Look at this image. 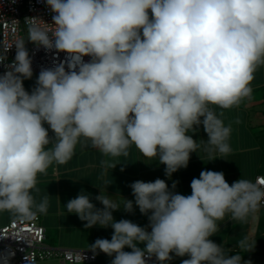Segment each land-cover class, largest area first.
Here are the masks:
<instances>
[{
	"label": "clouds",
	"instance_id": "1",
	"mask_svg": "<svg viewBox=\"0 0 264 264\" xmlns=\"http://www.w3.org/2000/svg\"><path fill=\"white\" fill-rule=\"evenodd\" d=\"M45 3L52 23L26 18V38L13 44L10 63L13 45L0 48L6 69L0 74V212L20 221L46 214L49 195L36 201L37 178L53 163L69 161L77 144L112 158L128 157L135 146L158 158L169 178L198 148L209 161L230 153L231 125L216 108L251 97L254 74L264 66V0ZM26 41L67 54L65 62L41 68L31 92L23 84L33 76ZM201 125L208 139L197 143L193 134ZM117 164L102 160V176ZM176 183L170 189L163 179L137 180L129 185L133 201L109 196L105 180L95 196L102 208L83 190L66 208L85 228L113 229L110 240L90 245L94 255L112 257L111 264H152L153 257L158 264L174 257H188L181 264H242L241 255L226 254L210 237L226 216L243 222L264 205V182L240 178L229 185L223 172L204 170L192 179L190 195L176 192ZM134 206L147 216V227L114 219V211L134 213ZM237 246L252 247L247 237ZM14 254L0 253V264Z\"/></svg>",
	"mask_w": 264,
	"mask_h": 264
},
{
	"label": "crops",
	"instance_id": "2",
	"mask_svg": "<svg viewBox=\"0 0 264 264\" xmlns=\"http://www.w3.org/2000/svg\"><path fill=\"white\" fill-rule=\"evenodd\" d=\"M254 75L250 98L244 99L239 106L231 109L216 108L217 113L224 112L221 118L224 124L226 126L230 124L232 129L228 140L231 151L227 155L218 156L217 159L209 161L207 154L198 148L197 152L190 154L188 166L179 169L170 178L165 175V166L158 163V158L148 159L142 156L135 146L130 148L128 157L112 158L104 156L97 149L77 144L75 154L69 161L64 164L53 163L46 174L38 176L36 187L39 192L34 193L37 202L45 195H49L47 213L38 214L45 229L50 228V233L47 232L48 230L45 231L49 245L90 249V245L98 238L111 239L113 229L110 226L104 228L96 225L85 228L86 221H81L74 213H68L66 208L67 202L76 198L82 190L90 194L91 202L97 208H102L103 205L95 200V196L100 194L99 187L104 188L105 180L111 183L107 187L109 196L121 195L134 201L129 185L137 180L149 182L157 178L163 179L170 189L173 182H177L175 191L182 195H190L192 179L199 178L201 171L204 170L223 172L229 185L240 178L254 181L257 174H264V171H261L264 162V66H260ZM45 127L48 126L45 125ZM49 135H53L50 129ZM193 139L197 140V143L206 142L208 139L202 125L193 134ZM102 160H113L120 164L112 170L108 169L102 176L104 171L101 168ZM121 167L124 171H121ZM113 217L117 221L128 219L142 227H147L149 224L147 216L141 214L139 208L135 206L134 213H126L120 209L113 212ZM13 218L15 217L12 214L4 217V223ZM253 221L252 214L251 219L248 217L243 222L233 221L226 216L223 221L217 222L219 231L210 239L214 238L215 242L222 246L225 242L229 243L228 240L231 239L230 243L236 245L241 238L240 232L243 233V238L247 237ZM148 231L151 229L148 228ZM138 246L144 247L143 244ZM124 250L131 251L127 247ZM111 259L112 257L99 252L93 262L64 264H111ZM50 260L52 261L45 260L40 264H63L57 258Z\"/></svg>",
	"mask_w": 264,
	"mask_h": 264
},
{
	"label": "built area",
	"instance_id": "3",
	"mask_svg": "<svg viewBox=\"0 0 264 264\" xmlns=\"http://www.w3.org/2000/svg\"><path fill=\"white\" fill-rule=\"evenodd\" d=\"M38 17L46 23H52V14L45 0H0V48L11 47L18 38H26V18ZM40 23L39 20L36 21ZM26 47L32 57L33 72H40L41 68H51L65 62L67 54L37 49L34 44L26 41ZM8 62L15 57V46L8 52ZM85 62L90 57H84ZM67 70V67H66ZM6 71L4 65L0 64V74ZM254 182H264V174H257ZM260 208H264L262 205ZM0 253L8 250L15 254L11 257L9 264H35L39 260L57 258L61 263H90L95 261L97 254L85 248H62L45 244V227L37 216L30 221H20L16 218L6 223H0ZM152 264H158L155 257Z\"/></svg>",
	"mask_w": 264,
	"mask_h": 264
},
{
	"label": "rangeland",
	"instance_id": "4",
	"mask_svg": "<svg viewBox=\"0 0 264 264\" xmlns=\"http://www.w3.org/2000/svg\"><path fill=\"white\" fill-rule=\"evenodd\" d=\"M38 75H39L38 73L33 72V76L31 79H26L23 81L24 87L27 91L31 92L33 87H35V82H36ZM261 171H264V162H263V167H262ZM10 215L11 214L8 212H0V218L2 221L1 223L5 222L4 217L10 216ZM252 216H253L254 221L252 223V226L250 225L251 229L249 228V230H248L249 233L247 235V239H248L249 243L252 245V247L250 249H247V250H241L237 246L238 243L236 245L232 244V243H230L231 239H229L228 240L229 243L225 242L223 244V248H224L226 254H228V255L239 254V255L243 256V255H246L248 252L258 253L260 251L261 246L264 245V208H260L256 213L252 214ZM249 218L251 219V214L249 215ZM40 220H42L41 217H40ZM6 222H7V220H6ZM46 230H48L47 232H49V233L51 232L49 227H48V229L46 227L45 231ZM240 236H241L240 239H242L243 238L242 232H240ZM211 240L215 242L214 238ZM44 243L49 245V243L46 241V238H45ZM187 258L188 257H177L170 264H181L182 259H187ZM50 259H54V258L39 260L35 264H40L41 262H43L45 260L46 261H52Z\"/></svg>",
	"mask_w": 264,
	"mask_h": 264
},
{
	"label": "water",
	"instance_id": "5",
	"mask_svg": "<svg viewBox=\"0 0 264 264\" xmlns=\"http://www.w3.org/2000/svg\"><path fill=\"white\" fill-rule=\"evenodd\" d=\"M250 261L251 264H264V245L261 246L259 253H249L242 258V264Z\"/></svg>",
	"mask_w": 264,
	"mask_h": 264
},
{
	"label": "trees",
	"instance_id": "6",
	"mask_svg": "<svg viewBox=\"0 0 264 264\" xmlns=\"http://www.w3.org/2000/svg\"><path fill=\"white\" fill-rule=\"evenodd\" d=\"M248 253H249V252H248ZM248 253H247V254H248ZM247 254H246V255H247ZM244 256H245V255H243L242 257H244Z\"/></svg>",
	"mask_w": 264,
	"mask_h": 264
}]
</instances>
